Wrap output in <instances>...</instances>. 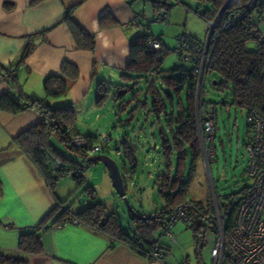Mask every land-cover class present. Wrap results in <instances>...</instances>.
I'll return each instance as SVG.
<instances>
[{
    "label": "trees",
    "instance_id": "trees-1",
    "mask_svg": "<svg viewBox=\"0 0 264 264\" xmlns=\"http://www.w3.org/2000/svg\"><path fill=\"white\" fill-rule=\"evenodd\" d=\"M44 1L46 0H32L31 6H37ZM126 1L130 5L137 0ZM145 1L150 3L155 13H168L180 4L177 0ZM196 1L208 5V8L202 12L196 11L200 19L207 26L214 24L215 40L209 45L210 58L204 73L205 77L207 75L213 77L210 87L218 95L223 96L224 107L231 106L245 110L246 116L256 112L264 117V30L261 28L264 27V0ZM76 7L66 10L63 23L67 26L77 50L94 52V36L73 20ZM235 14H239V18L226 29V24ZM113 25L116 23L114 22ZM254 31L258 32V36L253 35ZM151 37L152 35L146 29L131 41L129 61L126 68L120 72L121 84L116 86L113 96V101L118 108L117 115L126 114L124 120L120 118L116 122L123 130L131 127L138 112L144 113L145 121L153 118L159 125L163 119V126H159L158 147L163 171L155 181L163 207L149 216L136 213L144 218L141 220L129 214L132 235L123 230L115 213H107L106 208L95 201V191L91 187L85 188L83 192L91 202L82 201L78 211H73L72 207L74 201H78L79 198L74 199L72 196L66 200L56 198L55 189L65 178L71 177L78 185H83L82 175L73 174L78 165L75 159L78 157H84L86 161L90 159L85 151L77 150L71 145L72 133H77L74 105L52 107L44 100L33 99L22 94L15 76L16 67L0 65V75L7 81L13 92H6L0 96V111L17 115L33 110L40 117L37 124L13 138L12 145L21 150L38 168L56 201L55 207L37 226L20 235L18 242L20 252L26 255L42 254L41 234L63 227L73 218L82 226L126 244L133 252L145 258L158 245L165 259L167 250L159 243V240H155V233L161 229L164 234L167 213L175 212L187 200L192 174L196 163L201 160L195 114L197 76L193 64L191 69L182 71L183 75L178 78L172 76L178 69L162 70L161 63L167 51L163 46L158 52L149 51L148 43ZM156 39L159 41L158 38ZM189 39L196 46L203 45L205 41L199 43L191 37ZM251 43L255 44V50L247 48ZM30 53L31 49L27 48L19 65ZM150 72L154 73L151 78ZM77 78V68L64 62L59 75H50L44 79V92L47 97H61L67 92L66 79L74 81ZM138 86L142 88L134 91ZM122 89L126 93L131 92L130 99L124 100V96H117ZM203 90L204 84L201 91V104L204 108L211 105L210 114L213 115L212 119L216 123V109L213 108L215 103L204 101ZM108 91V86L101 81L98 84L96 96L98 108L105 106L109 98ZM131 107L133 108L129 110ZM247 127L249 135L248 122ZM52 138L62 145L65 153H60L53 147ZM87 139L89 146L97 140L94 137H87ZM120 139L119 143L123 151L119 157L122 164L127 163L132 174L137 167L136 149L128 143L127 136ZM107 150L108 148L104 147L102 154L105 155ZM213 150H215L214 147ZM123 182L125 185V181ZM238 194L226 196L222 200L218 197L221 206H225V202L234 201ZM193 206L195 211L189 213V221L197 240V235L204 230L200 219L208 214L209 205L193 203ZM196 256L199 257L200 254ZM0 264H29V262L27 259L5 256L0 250Z\"/></svg>",
    "mask_w": 264,
    "mask_h": 264
},
{
    "label": "crops",
    "instance_id": "crops-1",
    "mask_svg": "<svg viewBox=\"0 0 264 264\" xmlns=\"http://www.w3.org/2000/svg\"><path fill=\"white\" fill-rule=\"evenodd\" d=\"M31 1L0 0V65L16 67L15 76L22 94L44 100L52 107L73 104L76 115L79 111H97L99 82L104 81L114 88V81L128 64L131 41L144 30L158 38L164 48L167 40L175 42L180 35H187L199 43L205 40L207 25L196 11L208 5L196 0H177L180 4L168 12V20L163 24L155 21L159 13L152 8L144 13L138 8L142 0L130 5L126 0H46L37 6H31ZM74 6L77 7L73 20L95 38L94 52L77 50L63 23L66 10ZM189 21L195 24L190 29ZM151 23L159 26L154 28ZM27 48L31 53L19 65ZM64 62L77 68L78 78L66 79L65 95L47 97L43 81L50 75H59ZM6 92L13 93L0 75V96ZM91 95L93 98L89 100ZM98 117L96 115V119ZM39 121V115L33 110L17 115L0 111L1 252L8 257L27 259L29 264H162L72 221L41 234L42 254L26 255L18 250L20 235L37 226L56 205L38 168L12 145L13 138ZM76 130L81 134L77 126ZM124 181L127 189L125 178ZM56 198L63 200L64 197L56 195ZM78 210L80 208L75 211ZM164 235L167 240L172 239L171 231L170 235ZM163 247L167 250L165 264H202L201 256L196 257L194 263L185 255L172 256L170 248Z\"/></svg>",
    "mask_w": 264,
    "mask_h": 264
},
{
    "label": "rangeland",
    "instance_id": "rangeland-1",
    "mask_svg": "<svg viewBox=\"0 0 264 264\" xmlns=\"http://www.w3.org/2000/svg\"><path fill=\"white\" fill-rule=\"evenodd\" d=\"M138 8L144 13L145 11L150 12L151 7L148 1L142 0ZM206 8L205 5H202L200 11L202 12ZM193 9L195 8L192 7V11ZM202 23L200 21L201 25ZM188 24L189 29L195 26L190 21ZM151 26L156 28L159 25L157 23H151ZM261 28L264 30V27ZM204 37L206 39L205 31ZM175 45L176 41H166L165 46L168 48H164L167 52L161 63V69L164 71L178 69L172 75L178 78L183 75L182 71L191 69L192 65L179 61L176 53H174ZM247 48L249 50H255V44L251 43ZM212 80L213 77L211 75L205 77L203 99L205 102L215 103L213 108L216 109V123L212 119L213 115L210 114L211 122L215 128V136L212 141V146L215 148L214 157L213 161L209 163V169H206L200 153L201 160L196 163L187 195V201L199 203L203 206L209 205V208L213 202L219 206V198L222 200L226 196L238 194L248 186L245 174L246 156L244 150V145L249 137L246 122L247 113L245 110H239L231 106L224 107L222 105L224 101L223 96L218 95L210 87ZM119 84H121V80L117 79L113 83L114 88L110 84L108 85L109 98L104 107L98 108L97 111L95 110L93 112L79 111L76 115V126L82 135H90L97 139L103 133L110 139L106 145L108 150L105 155L117 164L122 178L126 180V199L136 213L149 216L163 207V201L158 195V190L155 185L157 177L163 171L162 161L160 159L161 155L158 150L159 128L163 126V119H161V124L159 125L153 118L145 121L144 113L138 112L131 127L123 130L116 122L120 118L124 120L126 114H120L118 116V108L113 101L116 86ZM202 87L203 82L197 88L195 99V114L197 120H200V117L204 116V110H211V105L204 108L201 104ZM141 88V86L135 87L134 91L140 90ZM122 91L123 93L120 97L124 96V100L130 99L131 92L126 93L123 89ZM92 96L89 97V100L93 98ZM182 100H184V95H182ZM96 115L100 116V118L98 117L99 119H96ZM123 136H127L129 138L128 143L136 149L137 167L132 174L130 171H125V169L130 170V167L126 162L122 164L121 158L114 150L115 145L120 142V138ZM51 144L58 152L65 153L64 148L55 138H52ZM120 151H123L121 144ZM94 156L90 155L89 157ZM81 175L84 180L83 185H78L73 178H65L56 187L58 190L55 189V195L64 197L61 198L63 200H66L70 196L74 199L79 198L78 201H74L73 203L72 209L75 211L81 208L82 201L91 202L90 198L83 194L85 188L91 187L95 191V201L102 204L106 208L107 213H115L119 218L123 230L127 234L132 235L133 229L128 218L129 213L115 192L105 167L101 163H97L86 169ZM190 226V223L187 225L179 221L171 230L172 239L170 241L167 240V237L161 229L155 233V240H159L162 246L170 248L172 256L185 255L189 257L191 262L196 263V254L199 253L202 264H211L210 250L214 246V237L206 235L203 232L204 230H201L196 240ZM224 264L229 263L225 262Z\"/></svg>",
    "mask_w": 264,
    "mask_h": 264
},
{
    "label": "built area",
    "instance_id": "built-area-1",
    "mask_svg": "<svg viewBox=\"0 0 264 264\" xmlns=\"http://www.w3.org/2000/svg\"><path fill=\"white\" fill-rule=\"evenodd\" d=\"M239 14H235L226 24L230 28ZM156 22L165 23L168 20V13L161 12L155 18ZM214 24L206 26V39L203 45L196 46L190 42L187 35L178 36L175 41V53L180 62L193 64L197 76V88L204 84L205 66L208 64L210 54L208 48L215 40L213 34ZM253 35L258 36L254 31ZM161 45L155 37H151L148 49L151 52L160 51ZM149 77L154 73L150 72ZM210 111L205 110L200 120L196 118L198 142L202 155L203 165L209 169V163L213 161L214 150L212 141L215 136V128L210 119ZM249 124V137L244 145L246 156V186L237 198L232 202H225V206H219L213 202L208 214L200 219L205 234L214 237V246L210 250L211 264H264V117L256 112L246 116ZM110 139L99 136L90 146L87 137L72 133L71 145L77 150L85 151L87 156L102 154L103 148ZM115 152L120 156V143L114 147ZM78 163L74 175H81L93 163L85 160L84 157L75 159ZM195 211L193 202L185 201L175 212L167 213V224L164 233L170 235L173 225L181 221L189 224V213ZM74 224L78 222L71 218ZM150 261H158L165 264L162 251L156 245L154 250L147 254Z\"/></svg>",
    "mask_w": 264,
    "mask_h": 264
},
{
    "label": "water",
    "instance_id": "water-1",
    "mask_svg": "<svg viewBox=\"0 0 264 264\" xmlns=\"http://www.w3.org/2000/svg\"><path fill=\"white\" fill-rule=\"evenodd\" d=\"M122 93L123 91L120 90L117 96L120 97ZM89 162L93 164L101 163L105 167V169L107 170L109 174L112 186L115 192L117 193L118 197L121 199V201L125 205L127 212L135 218H138L140 220L144 219L143 217L136 214V212L132 209L128 200L126 199V187L124 185L123 178L121 176V173H120V170L117 164L111 158H109L107 155H104V154L91 157L89 159Z\"/></svg>",
    "mask_w": 264,
    "mask_h": 264
}]
</instances>
